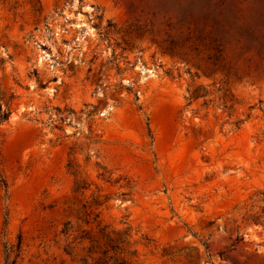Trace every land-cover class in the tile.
<instances>
[{
	"label": "rangeland",
	"instance_id": "1",
	"mask_svg": "<svg viewBox=\"0 0 264 264\" xmlns=\"http://www.w3.org/2000/svg\"><path fill=\"white\" fill-rule=\"evenodd\" d=\"M0 264H264V0H0Z\"/></svg>",
	"mask_w": 264,
	"mask_h": 264
},
{
	"label": "trees",
	"instance_id": "2",
	"mask_svg": "<svg viewBox=\"0 0 264 264\" xmlns=\"http://www.w3.org/2000/svg\"><path fill=\"white\" fill-rule=\"evenodd\" d=\"M6 117H7V113H2V114L0 115V121L6 119Z\"/></svg>",
	"mask_w": 264,
	"mask_h": 264
}]
</instances>
